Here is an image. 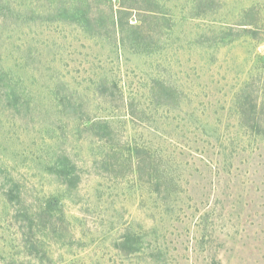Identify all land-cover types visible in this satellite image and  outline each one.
<instances>
[{
  "label": "rangeland",
  "instance_id": "obj_1",
  "mask_svg": "<svg viewBox=\"0 0 264 264\" xmlns=\"http://www.w3.org/2000/svg\"><path fill=\"white\" fill-rule=\"evenodd\" d=\"M0 264H264V0H0Z\"/></svg>",
  "mask_w": 264,
  "mask_h": 264
},
{
  "label": "trees",
  "instance_id": "obj_2",
  "mask_svg": "<svg viewBox=\"0 0 264 264\" xmlns=\"http://www.w3.org/2000/svg\"><path fill=\"white\" fill-rule=\"evenodd\" d=\"M250 119H251V118H250ZM150 185H151V186H155V187H156L155 189H157V190L159 189V190H160V186H158L159 183H156V184H154V185H153V184H150ZM153 189H154V188H153Z\"/></svg>",
  "mask_w": 264,
  "mask_h": 264
}]
</instances>
